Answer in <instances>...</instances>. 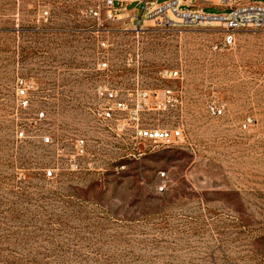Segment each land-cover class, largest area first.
<instances>
[{"label":"rangeland","instance_id":"rangeland-1","mask_svg":"<svg viewBox=\"0 0 264 264\" xmlns=\"http://www.w3.org/2000/svg\"><path fill=\"white\" fill-rule=\"evenodd\" d=\"M109 11L0 0V264H264V30Z\"/></svg>","mask_w":264,"mask_h":264},{"label":"built area","instance_id":"built-area-1","mask_svg":"<svg viewBox=\"0 0 264 264\" xmlns=\"http://www.w3.org/2000/svg\"><path fill=\"white\" fill-rule=\"evenodd\" d=\"M132 4L143 5V12L129 10L128 6ZM196 4H202V7H196ZM206 6L229 9V13L209 14L204 11ZM109 14L120 11L123 14L135 13L141 14L139 23L145 19H151L158 25L169 24L170 21L177 18L182 24L193 27H202L207 25H221L228 34H233L241 30H264V3L249 2L248 0H172L161 3L159 0H107ZM177 75V74H176ZM105 96V93H101ZM18 96L21 98V105L28 106L27 90L25 84L21 82L18 90ZM109 98L114 99L112 94ZM122 107L121 103L117 104ZM112 108H107L105 118H111ZM44 117L42 113L40 115ZM141 135L151 141L174 142L181 139L182 134L179 129L175 130H151L141 131ZM44 143H53L50 137L44 139ZM86 153V141L78 139L76 142V155L83 157ZM76 164V161H73ZM48 176L52 177L53 172L49 171ZM163 192L164 188L161 187Z\"/></svg>","mask_w":264,"mask_h":264}]
</instances>
